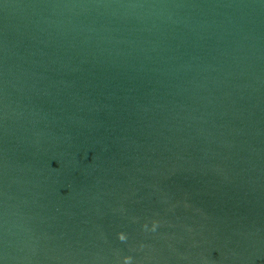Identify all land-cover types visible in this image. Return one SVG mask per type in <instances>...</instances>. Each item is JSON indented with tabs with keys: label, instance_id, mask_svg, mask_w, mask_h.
<instances>
[{
	"label": "water",
	"instance_id": "95a60500",
	"mask_svg": "<svg viewBox=\"0 0 264 264\" xmlns=\"http://www.w3.org/2000/svg\"><path fill=\"white\" fill-rule=\"evenodd\" d=\"M0 264H264V0H0Z\"/></svg>",
	"mask_w": 264,
	"mask_h": 264
}]
</instances>
